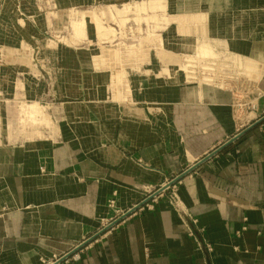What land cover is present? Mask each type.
Returning a JSON list of instances; mask_svg holds the SVG:
<instances>
[{
	"label": "crops",
	"instance_id": "obj_1",
	"mask_svg": "<svg viewBox=\"0 0 264 264\" xmlns=\"http://www.w3.org/2000/svg\"><path fill=\"white\" fill-rule=\"evenodd\" d=\"M73 1L105 12L117 31L112 16L127 17L136 32V4L158 5L180 28L198 24L180 38L185 53L227 49L252 77L237 87L166 72L154 52L142 61L124 41L99 40L87 9L89 38L20 57L43 69L22 65L14 89L51 127L36 140L2 132L0 264H47L85 239L68 264H264V0ZM180 175L152 208H137L148 187Z\"/></svg>",
	"mask_w": 264,
	"mask_h": 264
},
{
	"label": "rangeland",
	"instance_id": "obj_2",
	"mask_svg": "<svg viewBox=\"0 0 264 264\" xmlns=\"http://www.w3.org/2000/svg\"><path fill=\"white\" fill-rule=\"evenodd\" d=\"M0 5L2 6L0 23L2 25L1 21L5 22L0 27V57L9 62L0 61V139L5 130L7 138L12 141L36 140L45 136V129L51 127L50 119L44 108L31 96H26L27 99H20L18 89H14L19 87L22 65L27 68L28 72H35L37 66L40 71L43 68L35 63L21 65L18 63V59L23 56L50 55L57 49L56 45L79 43L85 38H89V34L87 37L85 30V9L88 10L89 16L90 12L93 13V23L95 22L97 26L99 40L116 41L118 39L124 41L127 46L129 45L128 51L131 57L139 55L142 57V61L154 52L165 63L166 72L172 71L173 74L177 73V69H180V73L186 80L198 79L194 73L195 61L198 58L208 59L217 55L210 44L208 47L200 45L196 53H185L186 49L183 47L186 46V43L182 42L180 38L195 36L199 32L198 24L187 29L180 28L175 22V18L161 13L158 5L147 4V2L136 4V9L139 12V15L135 16L137 32L135 29L131 31L126 29L130 21L129 18L117 19L116 16H112V20L119 24V31H117L110 24L104 25L103 22L107 21L106 15H103L105 12L100 17L93 6L73 7V0H0ZM127 5H124L123 8L131 7ZM121 15L119 12V16ZM202 22H199V26L204 23ZM163 30H166L165 34ZM149 41H154L155 47H152ZM180 60L181 63H179ZM187 63H191V66L186 65ZM249 66L248 64L246 69L247 75L252 77L250 75L253 72L250 71ZM44 67L49 70L47 64ZM5 71L10 72L11 79L4 80L2 75ZM23 73L26 72L23 71ZM232 85L243 87V82L241 84L234 82ZM3 87H13L12 94H6L4 97ZM244 101L245 97L239 94L237 103ZM31 104L39 111L36 117L29 113L28 105Z\"/></svg>",
	"mask_w": 264,
	"mask_h": 264
},
{
	"label": "built area",
	"instance_id": "obj_3",
	"mask_svg": "<svg viewBox=\"0 0 264 264\" xmlns=\"http://www.w3.org/2000/svg\"><path fill=\"white\" fill-rule=\"evenodd\" d=\"M2 16V6L0 5V19ZM196 67L195 72L198 76V79L207 81V82H221L224 84H233L234 82L240 83L248 79L247 75V65L244 63V61L239 58L236 54L230 53L227 49H220L216 56L211 58H204L201 57L198 58L196 61ZM193 64V63H192ZM189 67L190 64H186ZM176 179V178H174ZM172 179L166 185H163L159 188H152L148 187L146 189L147 195L143 199L142 205H139L137 208L140 210H143L145 208H152L153 202L157 201V199L164 194V192L173 186L175 187V184L170 185V183L174 180ZM176 200H178V196L176 193L173 194ZM111 205H113L114 201L110 202ZM136 211L135 209H130L127 212L122 213L121 217H127L131 213ZM116 222L111 221L108 225V227H112ZM90 239H85L80 245L76 247L73 251L70 253H67L65 255L56 256L53 255L52 259H48L47 264H68L73 261H78L82 257V251H84L88 245L90 244Z\"/></svg>",
	"mask_w": 264,
	"mask_h": 264
},
{
	"label": "water",
	"instance_id": "obj_4",
	"mask_svg": "<svg viewBox=\"0 0 264 264\" xmlns=\"http://www.w3.org/2000/svg\"><path fill=\"white\" fill-rule=\"evenodd\" d=\"M259 123V122H258ZM258 123H256L255 125H257ZM221 148H223V147H221ZM220 150V149H219ZM181 176L182 175H180L179 177H176V179H174L171 183H170V185H172V184H174L175 182H177L180 178H181ZM135 209V208H134ZM136 210V209H135Z\"/></svg>",
	"mask_w": 264,
	"mask_h": 264
},
{
	"label": "bare ground",
	"instance_id": "obj_5",
	"mask_svg": "<svg viewBox=\"0 0 264 264\" xmlns=\"http://www.w3.org/2000/svg\"><path fill=\"white\" fill-rule=\"evenodd\" d=\"M128 6V5H127ZM128 8V7H127ZM123 11H125V10H123ZM93 14V13H92ZM115 14H116V11H115ZM120 14H121V12H120ZM89 15V14H88ZM104 15V14H103ZM117 15V14H116ZM93 18V17H92Z\"/></svg>",
	"mask_w": 264,
	"mask_h": 264
}]
</instances>
